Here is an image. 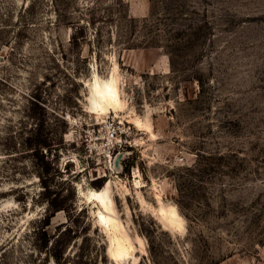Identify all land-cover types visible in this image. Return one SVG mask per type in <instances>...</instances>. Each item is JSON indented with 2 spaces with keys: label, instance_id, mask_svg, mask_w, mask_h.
<instances>
[{
  "label": "rangeland",
  "instance_id": "rangeland-1",
  "mask_svg": "<svg viewBox=\"0 0 264 264\" xmlns=\"http://www.w3.org/2000/svg\"><path fill=\"white\" fill-rule=\"evenodd\" d=\"M109 180L120 264H264V0H0V264H116Z\"/></svg>",
  "mask_w": 264,
  "mask_h": 264
},
{
  "label": "bare ground",
  "instance_id": "bare-ground-1",
  "mask_svg": "<svg viewBox=\"0 0 264 264\" xmlns=\"http://www.w3.org/2000/svg\"><path fill=\"white\" fill-rule=\"evenodd\" d=\"M118 92L115 75L107 80L96 79L88 98V107L97 113L117 112L123 105ZM150 133L152 134L151 131ZM111 187L112 183L109 180L100 189H92L86 193L80 191V193L84 194L88 201L97 204L99 210L96 214V222L108 233V256L114 259L116 264H120L133 257L134 246L115 215L114 203L110 194ZM157 200L160 203L159 216L167 227L181 229L182 218L176 207L169 204L164 205L159 195H157Z\"/></svg>",
  "mask_w": 264,
  "mask_h": 264
},
{
  "label": "built area",
  "instance_id": "built-area-1",
  "mask_svg": "<svg viewBox=\"0 0 264 264\" xmlns=\"http://www.w3.org/2000/svg\"><path fill=\"white\" fill-rule=\"evenodd\" d=\"M117 135H118L117 126L114 124L113 121L108 122L106 124V128L104 131L105 142L103 143V145L106 146L108 150L114 149L116 144L119 142ZM110 157L108 158V160H110ZM114 158H116V156H114Z\"/></svg>",
  "mask_w": 264,
  "mask_h": 264
},
{
  "label": "trees",
  "instance_id": "trees-1",
  "mask_svg": "<svg viewBox=\"0 0 264 264\" xmlns=\"http://www.w3.org/2000/svg\"><path fill=\"white\" fill-rule=\"evenodd\" d=\"M44 145H46L45 142H39V145H38L37 148H35V150H41V148H42Z\"/></svg>",
  "mask_w": 264,
  "mask_h": 264
},
{
  "label": "water",
  "instance_id": "water-1",
  "mask_svg": "<svg viewBox=\"0 0 264 264\" xmlns=\"http://www.w3.org/2000/svg\"><path fill=\"white\" fill-rule=\"evenodd\" d=\"M92 214H93V212H92Z\"/></svg>",
  "mask_w": 264,
  "mask_h": 264
}]
</instances>
